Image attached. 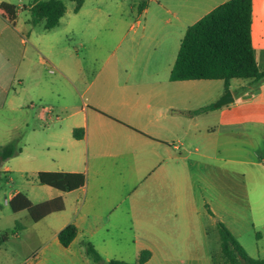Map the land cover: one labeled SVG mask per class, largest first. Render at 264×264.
<instances>
[{
    "label": "rangeland",
    "instance_id": "1",
    "mask_svg": "<svg viewBox=\"0 0 264 264\" xmlns=\"http://www.w3.org/2000/svg\"><path fill=\"white\" fill-rule=\"evenodd\" d=\"M10 1L18 6L29 3ZM140 1L84 0L75 12L74 2L65 0V12L53 29L45 30L41 23L30 26L36 33L34 39L42 38L43 51L70 80L48 65L37 63L33 83L44 100L33 102L34 114H30L28 129L22 126L11 130L23 115L13 111L0 113V146L14 139L18 148L14 155L0 160V238L8 232L7 238L0 241V264H93L83 243L81 252L75 246L63 247L53 236V228H45L36 237L38 228L35 231V226L29 225L27 211L12 212L6 200L15 191L27 194L32 202L49 196V188L37 182L36 172L56 168L58 165L52 164L51 159L59 161L71 153L53 142H66L70 128L82 122L80 108L87 100L70 81L80 92L94 78L98 79L97 84L120 82L121 87L129 86L136 92L156 89L155 78L169 70L165 61L160 65L153 61L156 53L174 52L183 36L181 33L178 38V31L184 32L219 0H151L147 31L142 36L140 26L130 28ZM19 13L24 30L27 26L22 22L30 18L29 10L22 8ZM244 81L232 78L230 87L234 89ZM205 85H197L195 90L180 86V106L209 100L213 105L223 88L222 82L209 80ZM108 88L116 89L114 84ZM58 104L66 106L60 110L56 108ZM47 105H55V109L46 112ZM223 140L212 160L200 157L198 151L189 155L194 161L191 165L181 160L178 176L170 181L159 184L134 167L118 177L114 199L118 200L117 193L121 194L122 202L104 216V226L89 241L102 258L136 262L139 252L148 249L150 258L143 264H222L218 221L250 257H264V133L258 131L251 138L246 132L239 133ZM149 205L159 206L158 213L151 212ZM19 223L24 226L22 230L16 228Z\"/></svg>",
    "mask_w": 264,
    "mask_h": 264
},
{
    "label": "crops",
    "instance_id": "2",
    "mask_svg": "<svg viewBox=\"0 0 264 264\" xmlns=\"http://www.w3.org/2000/svg\"><path fill=\"white\" fill-rule=\"evenodd\" d=\"M150 1L146 0V6L141 12L137 13L135 10V21L130 25V28L140 26L141 36L147 29ZM224 1L226 0H219L215 6ZM22 8H28V4L18 6L10 0H0V113L13 111L24 116L11 130L22 126L28 129L30 114H34L31 111L33 102L36 99L44 100L36 92V82L33 83V69L37 63L48 65L70 80L61 66L43 51L40 46L42 38L34 39L35 25L29 19H23L22 25L27 27L21 29L19 10ZM175 17L179 19L176 14ZM182 31H178V38L181 33L184 34ZM250 38L257 66L259 70H264V0H251ZM179 44H176L174 52L167 54L165 50H161L154 56L153 61H157L158 65L165 61L169 69L166 75L155 78L154 90L136 92L132 87H121L120 82L103 81L97 84L98 79L94 78L80 92L73 81H70L76 92L87 97L80 108L82 122L70 128V137H67L66 142L59 139L53 143L61 150L66 149L67 153H71L67 157H61L59 161L51 159L52 164L58 165L56 168H43L37 172H81L85 175V184L65 192L39 183L49 188V196L44 200L61 196L64 208L51 212L38 221H33L29 216V225L35 226V231L38 228L36 237H40L45 228H53V236L57 239L59 230L67 223H73L77 233L66 248L75 246L81 252L83 241L92 242L93 235L104 226L105 215L114 212L121 204V194L117 193L119 198L115 200L113 188L115 180L122 177L126 170L131 171L134 167L145 178L153 177L160 184L178 176L181 160L188 161L191 165L194 161H190L189 155L193 151H198L205 160H212L214 150L223 137L228 140L230 135L246 132L251 138L258 131L264 133V81L250 87V80L245 79L244 83L232 89L229 80L228 89H225L221 79L170 80L169 73ZM209 80H221L223 88L217 97L230 90L233 101L199 113L193 111L212 104L211 100L195 106L189 103L180 106V86L195 90V86H206ZM112 84L116 89L109 90L108 87ZM248 94L250 96H245ZM106 100L109 104L104 103ZM54 106H45V111L52 112ZM65 106L58 104L56 108L62 110ZM73 128L83 129L80 138L73 137ZM55 136L61 137L59 134ZM10 141L16 145L14 139ZM247 162L251 165L259 164L257 161ZM4 170L9 171L8 167ZM17 192L21 191L12 192L8 196L7 204ZM147 208L153 213L159 211V206L154 208L149 205ZM19 225L21 228L18 229L22 230L24 226ZM222 264L228 263L222 261Z\"/></svg>",
    "mask_w": 264,
    "mask_h": 264
},
{
    "label": "trees",
    "instance_id": "3",
    "mask_svg": "<svg viewBox=\"0 0 264 264\" xmlns=\"http://www.w3.org/2000/svg\"><path fill=\"white\" fill-rule=\"evenodd\" d=\"M65 0H29V22L41 23L45 30L55 27L65 12ZM74 2L77 12L84 0ZM146 6V0L136 5L139 13ZM251 0H226L194 23L186 27L169 73L170 80L221 79L228 89L231 78L249 79L250 87L264 81V70H259L251 46ZM214 108L212 104L195 109L194 113ZM73 137L80 138L82 128H73ZM18 151L10 141L0 146V160L14 155ZM38 183L54 187L61 191H71L85 184V175L81 172L38 171ZM12 212L26 210L33 221L64 208L61 196L33 203L22 192L15 193L8 201ZM16 228H21L17 225ZM221 258L228 264H264V257H250L231 231L220 221L217 222ZM14 232V229L13 231ZM77 229L73 223H67L57 233V240L66 247L74 239ZM4 232L0 241L7 238ZM86 254L93 264H142L150 257V251L139 252L136 262L120 259L104 260L93 244L83 241Z\"/></svg>",
    "mask_w": 264,
    "mask_h": 264
},
{
    "label": "water",
    "instance_id": "4",
    "mask_svg": "<svg viewBox=\"0 0 264 264\" xmlns=\"http://www.w3.org/2000/svg\"><path fill=\"white\" fill-rule=\"evenodd\" d=\"M245 96H250L245 95ZM233 101V95L230 90H226L214 103V107L222 106L228 103H231Z\"/></svg>",
    "mask_w": 264,
    "mask_h": 264
}]
</instances>
